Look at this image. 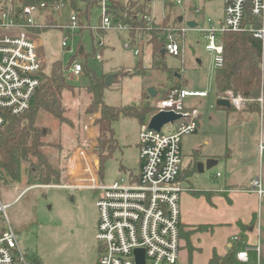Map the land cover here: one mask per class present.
Segmentation results:
<instances>
[{"label": "rangeland", "instance_id": "rangeland-1", "mask_svg": "<svg viewBox=\"0 0 264 264\" xmlns=\"http://www.w3.org/2000/svg\"><path fill=\"white\" fill-rule=\"evenodd\" d=\"M79 7L83 11L86 9L82 3ZM151 7V20L156 25H164L162 22L170 17V22L174 24L168 22L166 27L187 29L186 53L183 59L170 55L164 58L153 57L148 50H144L145 47L141 55H136L137 45L132 49H126L125 43L129 42L128 31L98 30L102 21V10L95 6L90 10L89 19L82 18L84 24L82 34H79V30L69 39L71 47L69 50H63L61 47L62 31L58 29L44 31L46 32L42 35L44 49L41 50L43 72L50 73L55 61L63 60L68 63L78 47L82 46L85 54L80 55V59L84 60L88 55L89 66L99 74L118 76V80L105 91V103L121 107L140 102L142 94L148 95L150 88H157L161 94L162 87L167 89L174 85L169 70L179 71L186 81V89L209 92L207 98L189 97L185 101L187 106L197 108L202 116L198 131L183 137V164L180 174L183 186L193 184L195 187H204L223 184L226 177V161L223 159L225 155L230 157L233 163L250 164L248 166L250 169L255 170L257 174L261 171L264 175V151L261 153V145H264L262 107L258 113L248 112L249 106L244 112L217 106L216 69L212 66V58L205 50V40L200 36V32L196 28L187 27L189 21H195L199 29L209 28V20L217 23L224 9L223 0H185L182 5H172L165 0H153ZM197 10L200 12H196ZM73 15L74 10L67 4L59 17L60 23L68 24ZM180 18L183 22L179 21ZM178 41L182 43L181 39ZM100 42L105 45L102 49L98 48ZM98 53L101 54V59H97ZM155 60H159L161 65L166 63L167 70L155 68ZM137 68L144 69L145 72L134 76L127 75V72L124 73L126 76L118 75L123 70L132 72ZM69 83L76 86L66 91L63 98L69 124L61 123L44 113L39 118V124L49 131L45 142L52 145L45 151L53 164L66 169L64 176L67 175L72 160L81 162L80 150L98 156L94 150L97 138V127L94 124L96 115L86 114V109L91 103V95L84 87L86 79L83 77L78 84ZM113 126L119 141V149L106 161L102 178H99L100 183L106 186L122 178L127 179L130 173L139 174L141 166L138 150L142 127L140 123L136 119L121 117ZM171 131V125L163 128L166 134ZM53 145H61L63 150L60 151ZM198 149L201 150L205 162L217 157L220 165L200 172L192 162V154ZM97 163L99 166V160ZM189 171L192 172L191 176H187ZM218 173L222 175L221 178L217 177ZM50 186L56 185L27 187L25 177L21 183L12 184L10 187L0 186L4 203L11 204L7 211L8 218L15 229L21 249L28 259L30 256L37 257L40 264H97L103 254L102 246L96 237L100 220L97 207L100 193L88 188L73 190L49 188ZM18 197L20 198L15 201ZM261 198L256 230L243 237L245 246L260 244L261 247L260 263L253 253L249 264H264V194ZM3 222V219H0V226L4 224ZM202 238V255H194V264H208L207 252L212 246V241L209 236ZM182 259L188 260L185 256Z\"/></svg>", "mask_w": 264, "mask_h": 264}, {"label": "built area", "instance_id": "built-area-1", "mask_svg": "<svg viewBox=\"0 0 264 264\" xmlns=\"http://www.w3.org/2000/svg\"><path fill=\"white\" fill-rule=\"evenodd\" d=\"M172 5H182L185 0H165ZM224 19L218 26H210L198 31L206 41L205 50L211 55L212 66L216 71L224 64V46L220 35L227 32L250 31L264 42V0H223ZM66 3H41L19 7L14 0L7 4L0 2V127L6 123L7 114L21 115L33 104L37 89L41 84L43 72L44 49L42 41L44 31L35 32L45 27L44 20L48 14L62 12ZM109 0H101L102 21L98 30H125L129 27L114 22L109 14ZM262 23V27H244L247 10ZM199 13L200 10H197ZM43 20V23L41 21ZM62 31L61 47L71 49L69 39L81 29L76 15L68 24H60ZM190 29V28H188ZM70 32L71 35L67 34ZM165 52L176 58H184L186 53L187 29L166 27ZM182 40V43L178 41ZM146 40L140 34L136 55L142 54ZM103 42L98 48H103ZM129 40L126 49L133 48ZM82 46L80 55H84ZM101 59V54H96ZM83 60L76 59L65 72L69 82L78 84L83 79ZM189 97H209V92L191 91L186 88H174L167 97L153 99L155 114L168 111L180 114L181 119L167 125L172 126L169 134L149 128V122L141 127L139 134V174L130 173L125 179L112 185H102L96 180L99 174L97 158L86 150H80L79 159L87 166V178L84 183L90 189L100 193L97 202L99 224L97 240L103 254L97 264H140L137 251H143L144 264H179L181 254V197L185 192L179 178L182 172V141L185 135L195 134L199 129L200 112L186 105ZM230 101L232 108L244 112L248 105L255 101L264 113V96L251 100L232 91L218 95ZM166 126V125H165ZM164 126V127H165ZM264 145H261V151ZM89 165V166H88ZM250 187L259 197L264 194V176L261 173L254 178ZM18 197L15 201H17ZM11 204L4 203L0 193V264H34L28 259L20 247L17 234L9 218L8 209ZM231 249L236 250L238 261L249 264L251 255L256 254L260 263L261 247L245 246L243 238L233 237Z\"/></svg>", "mask_w": 264, "mask_h": 264}, {"label": "trees", "instance_id": "trees-1", "mask_svg": "<svg viewBox=\"0 0 264 264\" xmlns=\"http://www.w3.org/2000/svg\"><path fill=\"white\" fill-rule=\"evenodd\" d=\"M9 0H0L7 4ZM19 7L32 6L41 3L58 4L66 3L74 10L81 29L84 30L82 18L89 19L90 10L100 7L101 0H14ZM153 0H109V14L114 22L127 25L129 40L133 45L138 43L141 34L146 39L145 50H148L153 57L164 58L166 26L156 25L152 19ZM85 5L83 11L79 4ZM61 12L48 14L44 20L45 27L38 31H49L58 28ZM43 23V20L41 21ZM166 25V26H165ZM253 26L255 29L262 27L247 10L244 20V27ZM67 34L71 35L68 31ZM224 46V64L216 71L215 89L217 97L221 93L232 91L247 99L256 100L264 95V70H263V42L257 39L250 31L238 33L227 32L220 35ZM80 47L74 53L72 59L65 63L63 60L53 62L50 73H41V84L36 91L32 106L21 115L7 114L6 123L0 127V186L21 183L25 177L27 187L34 185H62L66 169L53 164L45 149L52 147L45 142L49 131L39 124L41 114H48L61 123H68L66 109L63 103L64 93L76 86L71 85L65 72L72 63L80 56ZM96 51V49H95ZM95 55V53H94ZM89 56L86 55L82 62L83 77L86 79L84 86L87 93L91 95V103L86 109L88 115H100L95 119L97 127V138L94 150L99 156V178H102L104 164L113 157L119 149V141L114 129V123L121 117L136 119L141 126L146 125L155 115V108L152 98L143 94L141 101L127 106L115 107L105 103V91L109 88L106 85V78L109 74H99L88 64ZM155 68L167 70V66L161 65L155 60ZM129 76L144 73V69H135L132 72L123 70L118 75ZM126 76V75H124ZM174 85L164 91L163 97H167L174 88L183 89L186 81L181 76L177 78L175 73L171 74ZM118 76H114V82ZM248 112L260 113L261 105L255 101L251 102ZM221 108V107H219ZM233 110V109H232ZM60 151L61 145H53ZM197 157V154L194 155ZM196 158L194 167H196ZM192 171V170H191ZM191 171L187 175H191ZM196 195L205 193H195ZM182 238V227L180 228ZM244 239V238H243ZM34 264H40L37 257L30 256ZM209 264H245L237 259L236 250L231 249L225 256L215 254Z\"/></svg>", "mask_w": 264, "mask_h": 264}, {"label": "crops", "instance_id": "crops-1", "mask_svg": "<svg viewBox=\"0 0 264 264\" xmlns=\"http://www.w3.org/2000/svg\"><path fill=\"white\" fill-rule=\"evenodd\" d=\"M223 19L224 9L222 10V15L217 19V23L209 20V27L212 25H220ZM165 22H169L171 25L174 24L170 22V17H167L162 23ZM180 22H183V19ZM189 22H187V27H189ZM189 28H196L198 30V24L195 28ZM200 36L202 37L201 34ZM166 55L167 54H165V56ZM199 63L201 64L202 62L199 60ZM164 64L166 65V63ZM169 71L170 74L175 73L177 78L182 76L181 72L179 71L176 72L171 69ZM172 81L174 83V80ZM155 89L157 91L156 98H162L166 89H163L162 87L161 94L157 88ZM153 99L155 98L151 99L152 102ZM99 116L100 115H96V118ZM201 116L202 115L200 113L198 120L199 127ZM263 151H261V153H263ZM195 154H197V157L194 156ZM95 156L97 160H99L98 156ZM227 157L228 156L225 155L223 158L224 161H226V177L223 184L218 186L215 185L204 187H195L193 184L183 186L182 180L179 178L182 186L185 189V192L181 197L182 238L179 264H194V255L199 256L203 251L202 237L204 236H209L212 241V246H210L209 251L207 252L209 264L215 254L219 256H225L227 253H229L233 243V237L240 236L243 238L256 230L258 223V210L260 208V201L262 198L252 190L250 183L262 172L259 171V174H257L255 170H252L248 167L250 164H235L230 157ZM195 158L196 169H198V163L205 162L204 158H202L200 149L196 150L192 154L193 164ZM213 159L218 161V164L215 167L219 166V158L213 157ZM86 168L87 166L84 163L72 160L69 165L67 175L64 176L63 179V181L66 183L63 182L62 185L50 186L49 188L56 187L73 190H83L86 188L90 189L87 186L88 183L85 184L83 182L84 178H87L88 170ZM217 177L221 178L222 175L218 173ZM96 180L100 183L99 174L96 175ZM198 192L205 194L196 195L195 193ZM183 256H185L188 260L184 261L182 259Z\"/></svg>", "mask_w": 264, "mask_h": 264}, {"label": "water", "instance_id": "water-1", "mask_svg": "<svg viewBox=\"0 0 264 264\" xmlns=\"http://www.w3.org/2000/svg\"><path fill=\"white\" fill-rule=\"evenodd\" d=\"M180 21H182V19H180ZM196 23L195 22H189L188 26L191 28H195L196 27ZM81 52H83V48L81 50ZM166 52L165 50L163 51V55L165 56ZM114 76L115 75H109L106 78V85L111 86L114 83ZM148 94L150 97L152 98H156L157 96V91L154 88H150L148 91ZM217 106L221 107V108H225V109H232L231 103L229 100L224 99V98H218L217 99ZM181 115L180 114H176L174 112H168V111H164V112H160L155 114L149 121V128L156 130L158 132H161L162 129L164 128L165 125L170 124V123H174L177 120L181 119ZM218 164V161L216 159H209L207 160L205 163L204 162H199L198 163V170L200 172H204L205 169L207 170H211L213 169L216 165ZM139 255L138 258V262L140 264H144L145 263V259H144V252L138 250L137 251Z\"/></svg>", "mask_w": 264, "mask_h": 264}, {"label": "flooded vegetation", "instance_id": "flooded-vegetation-1", "mask_svg": "<svg viewBox=\"0 0 264 264\" xmlns=\"http://www.w3.org/2000/svg\"><path fill=\"white\" fill-rule=\"evenodd\" d=\"M43 198L46 199V196L43 195ZM50 208H51V207H49V209H50Z\"/></svg>", "mask_w": 264, "mask_h": 264}]
</instances>
